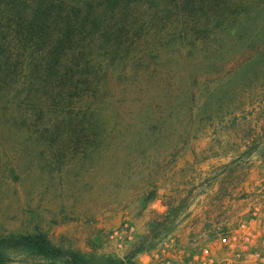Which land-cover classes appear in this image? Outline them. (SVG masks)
<instances>
[{
  "label": "rangeland",
  "instance_id": "obj_1",
  "mask_svg": "<svg viewBox=\"0 0 264 264\" xmlns=\"http://www.w3.org/2000/svg\"><path fill=\"white\" fill-rule=\"evenodd\" d=\"M176 50L128 68V82L115 78L116 91H103L101 107L113 114L102 159L93 152L53 164L34 144L0 146V233L40 228L57 244L92 251V264H131L138 248L188 258L208 246L221 259L218 235L246 220L264 251V85L226 93L235 70L224 63L239 48L223 47L219 35L187 59ZM229 104L240 107L235 118ZM165 202L178 213L167 229L157 224Z\"/></svg>",
  "mask_w": 264,
  "mask_h": 264
},
{
  "label": "trees",
  "instance_id": "obj_2",
  "mask_svg": "<svg viewBox=\"0 0 264 264\" xmlns=\"http://www.w3.org/2000/svg\"><path fill=\"white\" fill-rule=\"evenodd\" d=\"M217 35L223 47L239 48L224 63L235 70L226 93L245 92L247 82L248 93L264 85V0H0V146L34 144L53 164L93 152L102 159L113 109L101 102L103 91H116L114 79L128 82V68L173 45L187 59L191 47ZM155 43L163 48L150 49ZM238 110L228 105L234 118ZM165 204L169 210L157 223L163 229L178 215ZM16 252L47 264L95 259L92 251L55 243L40 228L0 233V264H13ZM104 264L126 263L109 258Z\"/></svg>",
  "mask_w": 264,
  "mask_h": 264
},
{
  "label": "built area",
  "instance_id": "obj_3",
  "mask_svg": "<svg viewBox=\"0 0 264 264\" xmlns=\"http://www.w3.org/2000/svg\"><path fill=\"white\" fill-rule=\"evenodd\" d=\"M258 239L253 223L242 220L230 232L218 235V243L225 252L221 259L208 246H202L190 252L188 258L157 251L148 264H264V251Z\"/></svg>",
  "mask_w": 264,
  "mask_h": 264
},
{
  "label": "crops",
  "instance_id": "obj_4",
  "mask_svg": "<svg viewBox=\"0 0 264 264\" xmlns=\"http://www.w3.org/2000/svg\"><path fill=\"white\" fill-rule=\"evenodd\" d=\"M151 260V255L148 252H139L132 257L131 264H148Z\"/></svg>",
  "mask_w": 264,
  "mask_h": 264
}]
</instances>
